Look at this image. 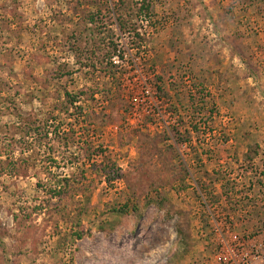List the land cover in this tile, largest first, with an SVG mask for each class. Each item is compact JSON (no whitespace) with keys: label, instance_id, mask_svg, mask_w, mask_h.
Here are the masks:
<instances>
[{"label":"rangeland","instance_id":"rangeland-1","mask_svg":"<svg viewBox=\"0 0 264 264\" xmlns=\"http://www.w3.org/2000/svg\"><path fill=\"white\" fill-rule=\"evenodd\" d=\"M46 169L80 183L71 246ZM224 246L264 249V0H0V264H217Z\"/></svg>","mask_w":264,"mask_h":264},{"label":"trees","instance_id":"trees-1","mask_svg":"<svg viewBox=\"0 0 264 264\" xmlns=\"http://www.w3.org/2000/svg\"><path fill=\"white\" fill-rule=\"evenodd\" d=\"M109 49H110V47L108 44H103L102 46L98 47V50L100 51V53L102 54V57H104V58H110L111 55L113 54L112 53L113 50L109 51ZM91 53L93 54V52H91ZM105 64H106V68L109 67L108 68V74L111 75V71L113 69V66H112L113 63H111L109 61L108 63H105ZM68 98H69L68 99L69 100V109H67V110L71 113L69 115H71L70 117L75 122V120L78 118L77 114L82 113V107L76 106L77 99H78L77 96L68 95ZM70 131H72V130H68V132H70ZM85 153H87V152H85ZM92 159H93L92 156L89 155L88 158L84 162H86V161L91 162V161H93ZM112 168H114V165H112ZM98 171L100 172L99 168H98ZM115 172H116V176H117L118 173H117L116 166H115ZM45 175H46V178L48 179L47 180L48 183L46 184V187L45 186L42 187L43 193L46 194V198H45L46 200H45L44 207H46L47 210L51 211L53 214L58 216L59 219H61L60 220L61 222H62V218L64 220V217H65V224L70 226L69 227L70 233L64 234L62 237V240H63V244L65 246H71L74 244L75 241L82 239L84 237L85 233L83 232V230H80L78 214L71 216V213L67 209V207L70 203V199L66 200V201H65V199L73 198V197H76L80 194V188H79L80 183H79V181H77L74 178L75 175H74V177H72V176H68V177H66V176H64V177L55 176L51 173V171L49 169L45 170ZM103 175H101L99 173L97 174V176L100 180L103 177L106 178V176H107V174H103ZM108 181L109 180L107 178V182ZM40 184L43 185L42 183H40ZM113 212H114V210H113ZM115 212H121V210H115ZM74 221L76 223H74Z\"/></svg>","mask_w":264,"mask_h":264},{"label":"built area","instance_id":"built-area-1","mask_svg":"<svg viewBox=\"0 0 264 264\" xmlns=\"http://www.w3.org/2000/svg\"><path fill=\"white\" fill-rule=\"evenodd\" d=\"M161 112L159 111V109H156V117H161ZM239 247L240 244H239ZM227 248V247H226ZM224 246V252L225 254H223L221 256V258H218V263L217 264H264V249L261 250H256L258 251L257 253L260 252V254H247V253H243V252H238V251H234L232 249H226Z\"/></svg>","mask_w":264,"mask_h":264}]
</instances>
